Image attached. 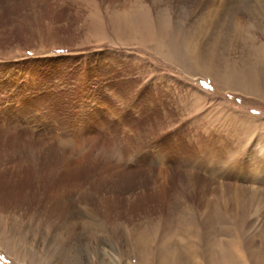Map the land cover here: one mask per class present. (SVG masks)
Listing matches in <instances>:
<instances>
[{"label": "rangeland", "instance_id": "rangeland-1", "mask_svg": "<svg viewBox=\"0 0 264 264\" xmlns=\"http://www.w3.org/2000/svg\"><path fill=\"white\" fill-rule=\"evenodd\" d=\"M263 5L0 0V186H43L0 208V264H264V89L224 79Z\"/></svg>", "mask_w": 264, "mask_h": 264}, {"label": "bare ground", "instance_id": "bare-ground-1", "mask_svg": "<svg viewBox=\"0 0 264 264\" xmlns=\"http://www.w3.org/2000/svg\"><path fill=\"white\" fill-rule=\"evenodd\" d=\"M229 1H231V0H229ZM243 7H245L244 9L248 10L247 7H246V4H244ZM243 7L242 6H238V9L241 10V9H243ZM262 10L264 11V5L262 7ZM262 10H261V12L263 13ZM253 13H254V11H253ZM115 21L116 22L114 24L111 23L113 25L112 28H111L112 29V33L123 34V33H128V32L131 31L130 24L129 23L126 24L124 18H121V20L115 18ZM156 24L160 28L163 29V31L161 33V36H163L164 44L167 45L170 48L169 51L172 50L171 52H173V53L178 52L177 51V47H176L177 46L176 39H177V36L179 35V33H177V31L181 32V28H178V30L177 29H173V31L174 30H176V31L172 32L171 34H169L168 33V29H170L172 31V29H171L172 27L169 28V26H170L169 25V20L165 16H161V17L157 18ZM98 29L100 30V28H98ZM113 35H115V34H113ZM247 61H248L249 67H246L245 70H242V71H244L243 73L235 72L234 70L230 69V70H228L226 72L227 73L226 74L227 77H225L224 79H226V83H228V86H232V85H235V83H237L238 87L243 92H245V93L246 92L247 93L252 92V93L256 94V93L260 92L262 89H264V60L258 61L256 63H252V60H247ZM215 74H217V73H215ZM227 81H230V82H227ZM232 82H233V84H232ZM29 170H30V166L28 168L25 167V170H21L20 169L19 171H20V173H22V172L24 173V172L29 171ZM39 172H41V171H38L37 168H34V170L32 171V176H33V174L36 176V179H37L36 182L37 183L34 182V178L31 176L30 179L26 178L30 182L29 181H25L23 183L15 185L14 188H11L8 185H7V187L0 186V208L5 210V209L8 208V204L10 205L11 203H14L16 201H17V203L25 201L26 198H28L29 196H32V195H35L36 197L39 196V193H40V191L43 188V186L41 185V179H40ZM47 188L50 190L49 186H47ZM246 210H247V205L246 204H244L243 206L240 207V212L242 214H244L246 212ZM2 233L3 234L0 235V246L3 245V247L4 246L8 247L7 250L10 251V252L14 251V252L19 253V251H18L19 247H17V244L12 243L13 241H9V243L6 244V242H7L6 236L7 235H6V233L4 231ZM19 255L15 258L16 260H19V261H22V262L24 260H26L25 255H23L24 257L22 255H20V256ZM172 258L173 257H170L169 260L172 261ZM174 258H175L176 262H171V261L168 260V261H165L164 264H178L177 262L180 259V253H177ZM34 259L36 261V258H34ZM30 263L33 264L31 259H30ZM36 263H38V262L36 261Z\"/></svg>", "mask_w": 264, "mask_h": 264}]
</instances>
